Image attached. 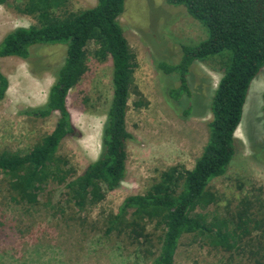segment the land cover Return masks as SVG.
<instances>
[{
    "label": "rangeland",
    "instance_id": "1",
    "mask_svg": "<svg viewBox=\"0 0 264 264\" xmlns=\"http://www.w3.org/2000/svg\"><path fill=\"white\" fill-rule=\"evenodd\" d=\"M24 3L26 0H11L10 5L0 6V42L12 30L37 23L33 15L17 9ZM66 5L62 11L75 12L95 7L97 0H67ZM120 21L141 62L135 84L143 96L133 94L129 101L126 123L133 140L127 144L126 178L98 206L82 215L86 229L78 224L76 228L69 221L71 217L60 218L47 209L27 212L10 204L0 183V264H154L155 250L132 245L115 233L106 235L105 218L117 212L127 197L145 194L158 172L173 166L194 167L208 140L210 104L223 74L215 69L216 62H196L188 76L191 97L185 94L177 101L170 93L180 86L178 75H165L157 64H178L183 54L181 46L199 45L209 36L207 28L184 6H172L165 0H125ZM66 51L64 45L37 46L31 61L0 60L10 84L0 100V153L26 154L53 131L57 115L36 119L21 113L46 103ZM113 93L112 60L91 56L87 73L67 98L79 136L65 139L59 150L78 174L100 155L102 129ZM263 98L264 67L251 84L229 170L213 181L209 190L214 202L207 210L217 212L220 218L236 213L241 202L248 199L256 217L264 221ZM139 101L147 105L139 107ZM147 232L158 234L151 225ZM262 232L254 236L258 238ZM260 244L264 243L254 240L232 253L210 247L200 236L189 235L178 248L175 264H264V259L254 253Z\"/></svg>",
    "mask_w": 264,
    "mask_h": 264
},
{
    "label": "trees",
    "instance_id": "2",
    "mask_svg": "<svg viewBox=\"0 0 264 264\" xmlns=\"http://www.w3.org/2000/svg\"><path fill=\"white\" fill-rule=\"evenodd\" d=\"M10 1L0 0V6L10 5ZM165 2L184 6L209 33L199 45H182L178 64L158 62L157 67L165 75H178L180 86L170 96L177 101L185 94L191 97L188 76L196 62H216L215 69L223 75L210 104L208 140L194 167L188 170L173 166L158 172L145 194L127 197L117 212L105 218L106 235L115 233L132 245L155 250L154 264H175L178 248L189 235L200 236L210 247L232 253L254 240L264 243V221L256 217L250 200H243L238 211L228 218L207 210L214 202L209 193L211 184L226 175L233 161L236 132L247 96L264 67V0ZM66 3L67 0H26L17 9L33 15L37 23L12 30L0 42V60L31 61L37 46L67 48L46 103L21 113L36 119L57 115L56 125L26 154L0 153V183L6 188L5 200L10 204L27 212L47 209L60 218L71 217L69 221L76 228L78 224L86 229L82 215L98 206L126 178L127 144L133 140L126 123L129 101L133 94L143 96L135 84L138 59L120 21L125 0H97L95 7L75 12L62 11ZM91 56L100 61L112 60L114 93L102 129L100 155L78 174L59 150L65 139L79 136L67 98L87 73ZM9 85L0 67V100L5 98ZM143 105L147 104H137ZM149 225L158 234L148 233ZM260 232L256 238L255 233ZM254 253L264 259V244Z\"/></svg>",
    "mask_w": 264,
    "mask_h": 264
},
{
    "label": "crops",
    "instance_id": "3",
    "mask_svg": "<svg viewBox=\"0 0 264 264\" xmlns=\"http://www.w3.org/2000/svg\"><path fill=\"white\" fill-rule=\"evenodd\" d=\"M129 42V41H128ZM129 45H130V43H129ZM131 46V45H130ZM137 59H138V64H139V66H138V68H137V70L138 69H140L141 68V62H140V60H139V56H137ZM135 79H136V77H135Z\"/></svg>",
    "mask_w": 264,
    "mask_h": 264
}]
</instances>
